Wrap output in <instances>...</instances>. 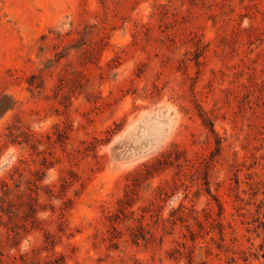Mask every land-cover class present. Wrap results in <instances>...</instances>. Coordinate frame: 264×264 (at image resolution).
<instances>
[{"label":"rangeland","instance_id":"obj_1","mask_svg":"<svg viewBox=\"0 0 264 264\" xmlns=\"http://www.w3.org/2000/svg\"><path fill=\"white\" fill-rule=\"evenodd\" d=\"M0 264H264V0H0Z\"/></svg>","mask_w":264,"mask_h":264}]
</instances>
